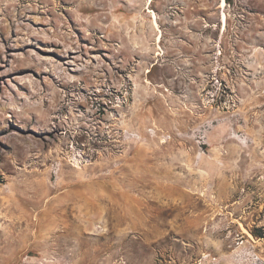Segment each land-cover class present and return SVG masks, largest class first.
Here are the masks:
<instances>
[{"label":"rangeland","instance_id":"1","mask_svg":"<svg viewBox=\"0 0 264 264\" xmlns=\"http://www.w3.org/2000/svg\"><path fill=\"white\" fill-rule=\"evenodd\" d=\"M0 264H264V0H0Z\"/></svg>","mask_w":264,"mask_h":264},{"label":"bare ground","instance_id":"2","mask_svg":"<svg viewBox=\"0 0 264 264\" xmlns=\"http://www.w3.org/2000/svg\"><path fill=\"white\" fill-rule=\"evenodd\" d=\"M39 187H40V186H39ZM45 192H46V191H44V193H43V192L41 191V193L39 194L38 197H39L40 199H41L42 197H44ZM13 195H15L16 198H18V199H19V198L21 199L22 196H23L22 193L17 194V193H15L14 191L11 192L8 196L11 197V196H13ZM21 200H22V199H21ZM22 201H23V202H26V200H24V199H23ZM18 206H19V205H18ZM27 215H28V214H27Z\"/></svg>","mask_w":264,"mask_h":264}]
</instances>
